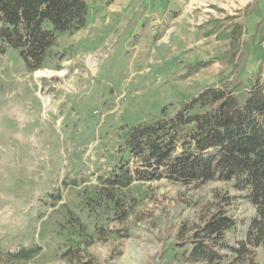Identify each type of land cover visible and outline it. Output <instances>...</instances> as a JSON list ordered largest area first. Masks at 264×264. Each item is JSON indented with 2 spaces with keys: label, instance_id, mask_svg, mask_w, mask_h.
Masks as SVG:
<instances>
[{
  "label": "rangeland",
  "instance_id": "374dc122",
  "mask_svg": "<svg viewBox=\"0 0 264 264\" xmlns=\"http://www.w3.org/2000/svg\"><path fill=\"white\" fill-rule=\"evenodd\" d=\"M86 1L87 24L60 34L45 67L0 53V264H201L180 252L211 212L236 220L231 244L256 214L235 179H109L135 167L129 127L205 87L239 84L244 96L264 82V0ZM253 249L264 264V243Z\"/></svg>",
  "mask_w": 264,
  "mask_h": 264
},
{
  "label": "trees",
  "instance_id": "16d2710c",
  "mask_svg": "<svg viewBox=\"0 0 264 264\" xmlns=\"http://www.w3.org/2000/svg\"><path fill=\"white\" fill-rule=\"evenodd\" d=\"M88 14L86 0H0V53L15 48L27 69L38 71L60 34L82 29ZM225 33L232 45L230 63L239 51L241 25ZM200 63L193 64V70ZM237 85L205 87L173 115L129 127L125 145L136 159L135 167L121 164L109 179L121 186L160 177L200 183L235 179L237 187L246 190L245 197L257 210L247 236L229 242L226 234L236 220L220 206L187 240L189 246L180 252L187 262L260 264L253 248L264 243V82L259 74L245 87L244 96ZM30 252L22 248L15 254L28 257Z\"/></svg>",
  "mask_w": 264,
  "mask_h": 264
},
{
  "label": "bare ground",
  "instance_id": "6f19581e",
  "mask_svg": "<svg viewBox=\"0 0 264 264\" xmlns=\"http://www.w3.org/2000/svg\"><path fill=\"white\" fill-rule=\"evenodd\" d=\"M41 73V72H40Z\"/></svg>",
  "mask_w": 264,
  "mask_h": 264
}]
</instances>
